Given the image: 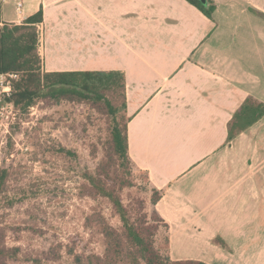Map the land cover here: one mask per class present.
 I'll return each mask as SVG.
<instances>
[{
  "label": "crops",
  "instance_id": "obj_1",
  "mask_svg": "<svg viewBox=\"0 0 264 264\" xmlns=\"http://www.w3.org/2000/svg\"><path fill=\"white\" fill-rule=\"evenodd\" d=\"M40 8L43 72L123 73L128 155L163 193L152 208L169 256L254 264L264 255V166L238 145L264 118L231 140L228 124L246 98L264 102V49L252 57L222 10L210 19L187 0H1V21L21 24Z\"/></svg>",
  "mask_w": 264,
  "mask_h": 264
},
{
  "label": "rangeland",
  "instance_id": "obj_2",
  "mask_svg": "<svg viewBox=\"0 0 264 264\" xmlns=\"http://www.w3.org/2000/svg\"><path fill=\"white\" fill-rule=\"evenodd\" d=\"M211 2L222 10L221 22L234 25L238 40L249 44L252 57L260 58L264 0ZM258 97L264 98L261 93ZM110 100L111 105H120L118 95ZM115 115L103 100L55 98L43 91L30 105L15 107L14 114L3 119L0 168L8 177L0 194V264H110L107 247L112 251L114 239L107 242L103 229L108 226L121 235L124 228L100 185L114 191L137 226L156 224L154 246L176 261L168 254L166 227L151 213L153 194L145 173L119 160L111 148L112 127L124 125L122 114ZM258 125L245 133L238 147L246 155L255 154L258 166H264V122ZM214 242L225 243L220 238ZM129 249L121 241L117 254ZM188 251L201 252L196 245ZM254 258V264H264L263 254Z\"/></svg>",
  "mask_w": 264,
  "mask_h": 264
},
{
  "label": "trees",
  "instance_id": "obj_3",
  "mask_svg": "<svg viewBox=\"0 0 264 264\" xmlns=\"http://www.w3.org/2000/svg\"><path fill=\"white\" fill-rule=\"evenodd\" d=\"M187 1L197 7L208 18H212L215 5L211 0H207V4L201 3L200 0ZM42 20L43 13L40 8L34 14L26 17L21 24L2 22L0 0V72L17 74L10 101L13 102L15 107H27L33 102L34 96L39 95L43 91L55 98L59 97L76 101H84L91 98L103 100L108 106L109 113L116 114L115 116L121 113L124 122L123 129H120L118 124L112 127V150L118 155L119 160L122 159L129 166L140 170L134 166L128 155L123 73L121 71L43 72L38 53L37 30V24ZM115 95L120 98L118 107L110 104V97L114 98ZM263 115L264 104L256 102L253 97L246 98L240 108L234 113L232 121L228 124V138L231 140L236 134L245 130ZM144 173L148 187L153 194L151 205H155L163 193L151 185L147 173ZM7 177V170L0 168V194L3 192ZM107 179L105 178V180ZM89 180L93 181V177L90 176ZM100 186L101 194L111 201L122 220L124 228V232L121 235H115L114 230H111L108 226L103 229L107 242L114 239L112 243L110 241V246L113 247L112 251L107 247V252L111 255L108 259L110 264H207L191 259L172 261L168 256L162 255L154 246L156 224L137 226L131 221L127 208L114 191L106 186ZM151 213L167 230V224L156 210L152 208ZM121 241L127 242L130 245V249L123 254H117L121 251L118 250ZM89 263L92 264V261H89Z\"/></svg>",
  "mask_w": 264,
  "mask_h": 264
},
{
  "label": "built area",
  "instance_id": "obj_4",
  "mask_svg": "<svg viewBox=\"0 0 264 264\" xmlns=\"http://www.w3.org/2000/svg\"><path fill=\"white\" fill-rule=\"evenodd\" d=\"M21 7L22 2H17L18 12L21 10ZM16 79L17 74L13 72H0V126L3 125V119L6 120L9 115L14 114L15 105L10 99L12 98Z\"/></svg>",
  "mask_w": 264,
  "mask_h": 264
},
{
  "label": "water",
  "instance_id": "obj_5",
  "mask_svg": "<svg viewBox=\"0 0 264 264\" xmlns=\"http://www.w3.org/2000/svg\"><path fill=\"white\" fill-rule=\"evenodd\" d=\"M201 3L207 4V0H200Z\"/></svg>",
  "mask_w": 264,
  "mask_h": 264
}]
</instances>
